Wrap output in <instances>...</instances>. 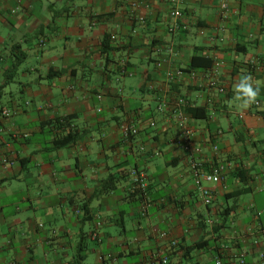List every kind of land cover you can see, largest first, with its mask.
I'll list each match as a JSON object with an SVG mask.
<instances>
[{
  "label": "crops",
  "instance_id": "crops-1",
  "mask_svg": "<svg viewBox=\"0 0 264 264\" xmlns=\"http://www.w3.org/2000/svg\"><path fill=\"white\" fill-rule=\"evenodd\" d=\"M224 1L228 12L223 0H176L171 33L165 0H0V264H78L83 239L82 264H264V0ZM176 70L190 104L210 106L206 120L187 118L201 153L149 134L153 115L170 123L151 91L165 93ZM243 74L261 85L246 110L229 106ZM60 117L82 137L56 149L42 124ZM125 122L140 130L129 141ZM194 158L205 172L231 162L247 184L235 170L198 181ZM110 175L117 187L97 196Z\"/></svg>",
  "mask_w": 264,
  "mask_h": 264
},
{
  "label": "trees",
  "instance_id": "trees-1",
  "mask_svg": "<svg viewBox=\"0 0 264 264\" xmlns=\"http://www.w3.org/2000/svg\"><path fill=\"white\" fill-rule=\"evenodd\" d=\"M110 51H115V47L111 46L109 37H105L103 40V43H102V53L108 54ZM192 66H194V61H193ZM169 85L170 86H167V90L163 94H161V93L158 94L159 93L158 91H151L153 94L155 93L156 96L158 97L157 98L158 103L164 102V101L166 103L164 111L159 112V110H158L159 105H158L156 110H154V113L158 110V112L163 115L162 120H164L166 118L170 122L168 125L161 127V126H158L159 122H158V120L155 119V115H153L154 119L151 118V120L148 124H149V129H152V132H150L149 134L154 133V136L151 139L154 142L153 145H155V147L158 144H160L163 139L165 141H167L168 145H172V146L176 147L175 141L181 133L180 129L178 128V122H177L176 116H175V114L178 112V110L183 111V113L187 116V118L189 117L190 119L206 120L208 118V111H209L210 106H196V105L192 106L190 104V101L188 100V98L184 95L183 88L181 86H177V84H175V81L170 82ZM2 89H4V86L0 87V95L2 93ZM144 89H145V86L143 84L141 90L144 91ZM181 99L186 102V104L184 106H178V104H177L178 101ZM151 122H153V125H151ZM44 125L51 126L57 132V136L55 137V139L53 141L54 147L56 149L64 148V147H67L73 143H76L78 141V139H80L82 137V135L77 132L78 131L77 129H73L72 123L70 122L68 117L56 118L55 120H51V122H48L47 124H45V123L42 124L43 127H44ZM174 128L176 130H175V134H174L173 138L167 139V136L170 134L171 131H173L172 129H174ZM139 131L140 130L138 128V133H136V134L131 133L130 136L126 139L128 141L132 140L136 135L139 134ZM168 132H169V134H168ZM192 160L199 161L196 158H194ZM199 162L201 163L202 168L204 170L203 163L201 161H199ZM220 165L221 164H214L213 166H211L209 168V171L212 167L220 166ZM232 170H235L237 179H239L241 183L246 185L247 179H248L246 172L244 170H239L238 167H236L235 169H232ZM133 171H135V170L133 169ZM229 171H231V170H227L226 172H224L222 180L225 178L226 174ZM135 173L137 174L138 171ZM135 179H137V178H135ZM222 180H221V182H222ZM136 181L137 180H135V182ZM117 184H118V179L114 175H110L108 178H106L102 182V185L99 188V190L97 191L96 195L101 196V195H105V194L112 192L117 187ZM245 185H243L239 190H237V192H235L233 196L237 197V196L243 195L251 189L250 187H247ZM142 192H145V190L143 189ZM82 241L84 242L85 239L81 240V243L79 245L78 257H77V263L78 264H82V261L86 258V253H85L86 245Z\"/></svg>",
  "mask_w": 264,
  "mask_h": 264
},
{
  "label": "built area",
  "instance_id": "built-area-1",
  "mask_svg": "<svg viewBox=\"0 0 264 264\" xmlns=\"http://www.w3.org/2000/svg\"><path fill=\"white\" fill-rule=\"evenodd\" d=\"M165 1L170 2L174 5V8L170 12V18L172 20V23H170V25H169V32L174 33L178 29L182 28V25L179 23V19L182 18L183 13L176 6L177 5L176 0H165ZM221 9L224 12H228L229 11L228 2L223 0V2L221 3ZM160 66H161V64L158 63V67H160ZM219 67H220V63L218 61H216L215 65H214V70H213V73L215 75H217V73L219 72ZM182 75H183V72L181 70H176L175 72L168 71V72H166V79L170 83L172 81H175L176 79H178ZM216 83H217V81L212 82L211 85H213V86H210V87L214 88L218 95H220V96L224 95L227 91L226 88L224 86H216ZM99 98H102V97L99 96ZM177 104H178V106H184L186 104V102L181 99L178 101ZM165 105H166L165 101L159 103V106H158L159 112H162L165 110ZM255 105H259V102H257ZM4 115L7 116L8 112L5 111ZM175 116H176V120L178 122V128L181 131L180 135L177 137V139L175 141L176 148L179 150H184L186 152H193V154L201 153L200 149H197L192 145L194 133H193V130L187 125V121H186L187 116L181 110H178V112L175 114ZM239 116H240V118H243L242 114H240ZM151 125H153V122H151ZM121 130H122V132L126 138H128L131 133L132 134L138 133V128L129 122H125V123L121 124ZM212 150L215 153H217L219 151L218 145H213ZM4 162L6 163V161H4ZM190 167H191V170H192V173H193V176L195 179H197L198 181L202 180V181H205V182L210 183V184H219L223 178L224 172H226L227 170H232V169L236 168L233 163L228 162V163L220 165V166H214L210 169V171L204 172L201 163L199 161H196V160H192L190 162ZM134 175H135V178H137L135 180H138L136 173ZM141 176H143V175H141ZM198 192H199V197H200L202 203L205 206H210L212 204V200H213V193H212L211 189H209L207 187L200 186ZM209 222L212 223L211 221H209ZM259 257H260L261 262L264 263V249L260 252ZM163 263H166V260H164ZM215 264H223V262L220 259H217ZM241 264H244V261H242Z\"/></svg>",
  "mask_w": 264,
  "mask_h": 264
},
{
  "label": "clouds",
  "instance_id": "clouds-1",
  "mask_svg": "<svg viewBox=\"0 0 264 264\" xmlns=\"http://www.w3.org/2000/svg\"><path fill=\"white\" fill-rule=\"evenodd\" d=\"M261 92L260 82L255 81L251 74H243L234 85V97L229 106L236 103L241 110H246L256 104Z\"/></svg>",
  "mask_w": 264,
  "mask_h": 264
}]
</instances>
